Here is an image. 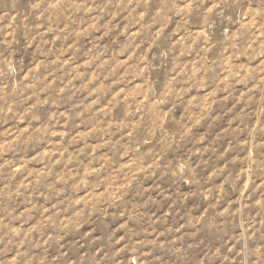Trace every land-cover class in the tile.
I'll return each mask as SVG.
<instances>
[{
	"label": "rangeland",
	"instance_id": "obj_1",
	"mask_svg": "<svg viewBox=\"0 0 264 264\" xmlns=\"http://www.w3.org/2000/svg\"><path fill=\"white\" fill-rule=\"evenodd\" d=\"M0 264H264V0H0Z\"/></svg>",
	"mask_w": 264,
	"mask_h": 264
}]
</instances>
